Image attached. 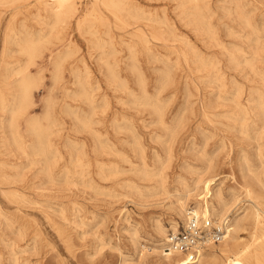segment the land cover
<instances>
[{"label": "rangeland", "instance_id": "1", "mask_svg": "<svg viewBox=\"0 0 264 264\" xmlns=\"http://www.w3.org/2000/svg\"><path fill=\"white\" fill-rule=\"evenodd\" d=\"M17 1H0V264H157L141 249L160 244L157 221L167 229L185 222L174 210L184 184L209 174L231 197L243 157L264 170V0H125L121 18L77 0L78 11L56 25L45 0ZM26 39L38 42L34 58L22 51ZM24 74L34 80L32 104L13 121ZM30 120L47 131L43 152Z\"/></svg>", "mask_w": 264, "mask_h": 264}, {"label": "bare ground", "instance_id": "2", "mask_svg": "<svg viewBox=\"0 0 264 264\" xmlns=\"http://www.w3.org/2000/svg\"><path fill=\"white\" fill-rule=\"evenodd\" d=\"M1 1V0H0ZM5 1V0H4ZM8 1V0H7ZM10 1V0H9ZM23 1V0H22ZM125 0H95L96 4L97 5H101L103 6L106 10H108L109 12H111L116 18H121V15L122 13L126 12V8H125ZM188 2H198V0H186ZM224 1V0H223ZM234 1V0H233ZM13 2V1H12ZM11 2V3H12ZM16 2H18L16 0ZM10 3V4H11ZM15 3V2H14ZM186 3V2H185ZM255 3V2H253ZM42 4H44V10L45 12H47V14L49 15V18L50 20H54V23L55 25L58 24V23H61L65 20L66 17L70 16V15H73L75 14L77 11H78V8H77V0H49V1H42ZM237 4V3H236ZM79 5V4H78ZM187 5V4H186ZM249 5V4H248ZM255 5V4H254ZM33 6V5H32ZM256 6V5H255ZM196 7L198 8V5L196 4ZM195 7V8H196ZM182 8V7H181ZM188 8V7H187ZM237 8V6H236ZM247 8V7H246ZM256 8V7H255ZM228 9V8H227ZM226 9V11H227ZM25 10V9H24ZM41 10V9H40ZM39 10V11H40ZM155 10V9H154ZM189 10V9H188ZM225 10V9H224ZM238 10V8H237ZM26 11V10H25ZM195 11V10H194ZM193 11V12H194ZM200 10H198L199 12ZM225 11V12H226ZM13 12V11H12ZM163 12V10H162ZM192 12V11H191ZM197 12V11H196ZM195 12V14H196ZM235 12V11H234ZM233 12V13H234ZM87 13V11H86ZM148 13V12H147ZM186 13V12H185ZM252 13V12H251ZM249 14V13H248ZM15 15V14H14ZM192 15V14H191ZM230 15V14H229ZM1 16V15H0ZM14 17V16H13ZM16 17V16H15ZM14 17V19H15ZM89 17V16H88ZM131 18V16H129ZM44 18V17H43ZM198 18V17H197ZM205 18V17H204ZM208 18V17H207ZM33 19V18H32ZM35 19V18H34ZM132 19V18H131ZM196 19V18H195ZM12 20V18H11ZM10 20V21H11ZM37 20V18L35 19ZM40 20V19H39ZM115 20V19H114ZM117 20V19H116ZM193 20V19H192ZM228 20V19H227ZM88 21V20H86ZM91 22V20H89ZM79 22V21H78ZM202 22V21H201ZM43 24V22H41ZM52 23V22H51ZM50 23V24H51ZM64 23V22H63ZM93 23V21H92ZM117 23V22H116ZM149 23V22H148ZM14 24V22H13ZM89 24V23H88ZM47 25V24H46ZM91 25V24H90ZM171 25V24H170ZM205 26V25H204ZM246 26L247 23H246ZM264 26V25H263ZM15 27V26H14ZM40 27V26H39ZM58 27V26H57ZM155 27V26H154ZM172 27V26H171ZM206 27V26H205ZM215 27V26H214ZM8 28V27H7ZM24 28V26H23ZM22 28V30H23ZM52 28V27H51ZM54 28V27H53ZM86 28V27H85ZM204 28V27H203ZM207 28V27H206ZM205 28V29H206ZM9 29V28H8ZM33 29V28H32ZM88 29V27H87ZM156 29V28H155ZM30 30V29H29ZM36 30V29H35ZM53 30V29H52ZM56 30V29H55ZM154 30V29H153ZM170 30V29H169ZM215 30V29H214ZM104 31V30H103ZM172 31V30H171ZM213 31V30H212ZM211 31V32H212ZM217 32V31H216ZM25 33H28L25 31ZM38 33V32H37ZM88 33V31H87ZM251 33V31H250ZM51 34V33H50ZM156 34V33H155ZM19 35V34H18ZM38 35V34H37ZM213 35V34H212ZM215 35L217 36V34L215 33ZM55 36V35H54ZM58 36H59V33H58ZM38 37V36H36ZM147 37V36H146ZM179 37V36H178ZM143 38V37H142ZM154 38V37H153ZM218 38V37H216ZM58 39V38H57ZM109 39V37H108ZM174 39V37H173ZM61 40V39H60ZM65 40V39H64ZM85 40V39H84ZM257 40V39H256ZM9 41V40H8ZM179 41V40H178ZM217 41V39H216ZM11 42V41H10ZM63 42V41H62ZM143 42V41H142ZM149 42V40H148ZM173 42V41H172ZM185 42V41H184ZM86 43V42H85ZM170 44V43H169ZM42 45V44H41ZM70 45V43H69ZM187 45V44H186ZM224 45V44H223ZM37 46H38V42L34 41L33 39H26L24 45L22 46V51L29 55L30 58H34L36 53H37ZM188 46V45H187ZM68 47V46H67ZM127 47V46H126ZM41 48V47H40ZM70 48H71V45H70ZM150 48V47H149ZM260 48V47H259ZM69 49V48H68ZM73 49V48H72ZM45 50V49H44ZM59 50V49H58ZM103 50V49H102ZM188 50V49H187ZM58 52V51H57ZM77 52V51H76ZM8 53H9V50H8ZM67 53V52H65ZM172 53V52H171ZM12 54V53H11ZM129 54H131L129 52ZM176 54V53H175ZM178 54V53H177ZM10 55V54H9ZM60 55V54H58ZM64 55V54H63ZM68 55V54H67ZM71 54L69 53V56ZM106 55H107V52H106ZM132 55V54H131ZM135 55V54H134ZM174 55V54H173ZM191 55V54H190ZM39 56H40V53H39ZM155 56H158L157 54ZM160 56V55H159ZM189 56V55H188ZM13 57V56H12ZM161 57V56H160ZM169 57V55H168ZM178 57V56H177ZM182 57V56H181ZM63 58V57H62ZM70 58V57H69ZM72 58V57H71ZM98 58V57H97ZM4 59V58H3ZM68 59V58H67ZM133 59V58H132ZM166 59V58H165ZM178 59V58H177ZM115 60V59H114ZM134 60L135 57H134ZM158 60V58H157ZM101 61V60H100ZM156 61V60H155ZM161 61V60H160ZM163 61V60H162ZM161 61V63H162ZM5 62V61H4ZM98 63V62H97ZM132 63V62H131ZM139 63V62H137ZM159 63V62H158ZM174 63V62H173ZM104 64V63H103ZM134 64V63H133ZM146 64V63H145ZM172 64V63H171ZM208 64V63H207ZM4 65V64H3ZM132 65V64H131ZM75 66V65H74ZM111 66V65H110ZM109 66V67H110ZM134 66V65H133ZM137 66V65H136ZM177 66V64H176ZM176 66H173V67H176ZM146 67V65H145ZM187 67V66H186ZM2 68V67H1ZM18 68V67H17ZM60 68V65L59 63L56 64V69L58 70ZM72 68V67H71ZM75 68V67H74ZM79 68V67H78ZM100 68V67H98ZM126 68V66H125ZM134 68V67H133ZM251 68V67H250ZM137 69V68H136ZM158 69V68H157ZM169 69V68H168ZM167 69V70H168ZM183 69V68H182ZM253 69V68H252ZM75 70V69H74ZM100 70V69H99ZM110 70V69H109ZM132 70V68H131ZM138 70V69H137ZM136 70V71H137ZM165 70V69H164ZM163 70V71H164ZM193 70V69H192ZM3 71V70H2ZM9 71V70H8ZM15 71V70H14ZM114 71V70H113ZM156 71V70H155ZM170 71V70H168ZM168 71H165L168 72ZM1 73V72H0ZM3 73V72H2ZM85 73V72H84ZM90 73V72H88ZM158 73V72H156ZM163 73V72H162ZM11 74V73H10ZM73 74V73H72ZM112 73H110V76H111ZM116 74V73H115ZM142 74V73H140ZM170 74V73H169ZM3 75V74H2ZM78 75V74H77ZM129 75V74H128ZM139 73H137V77H138ZM161 75V74H160ZM166 75V74H165ZM164 75V76H165ZM176 75V74H175ZM18 76V75H17ZM39 76V74H38ZM104 76V75H103ZM107 76V75H106ZM145 76V75H144ZM163 76V77H164ZM168 76V75H167ZM170 76V75H169ZM3 77V76H2ZM11 77V76H10ZM112 77V76H111ZM136 77V76H135ZM74 78V77H73ZM76 78V77H75ZM108 78V76H107ZM114 78V77H113ZM179 78V77H178ZM4 79V77H3ZM9 79V78H8ZM53 79V78H52ZM116 82V79L117 78H114ZM143 79V78H142ZM160 79V78H159ZM158 79V80H159ZM169 79V78H168ZM171 79V78H170ZM177 79V78H176ZM63 80V79H62ZM83 80H86L83 78ZM110 80V79H109ZM137 80V79H136ZM141 78L137 81H140ZM146 80V78H145ZM165 80V79H164ZM1 81V80H0ZM3 81V80H2ZM61 81V80H60ZM113 81V79H112ZM111 81V82H112ZM118 81V80H117ZM142 81V80H141ZM140 81V82H141ZM163 81V80H162ZM179 81V80H178ZM36 82V81H35ZM74 82V81H73ZM108 82V80H107ZM146 82V81H144ZM160 82V80H159ZM119 83V82H118ZM139 83V82H137ZM79 84V83H77ZM113 84V82H112ZM165 84V83H164ZM179 84V83H178ZM73 85V84H72ZM82 85V84H81ZM89 85V83H88ZM95 85V84H94ZM136 85V84H135ZM143 85H145V83H143ZM236 85V84H235ZM112 86V85H111ZM142 86V84H141ZM163 86V85H162ZM164 86H167V85H164ZM179 86V85H178ZM185 86V85H184ZM188 86V85H187ZM224 86V85H223ZM226 86V85H225ZM264 86V85H263ZM5 87V86H4ZM3 87V88H4ZM35 87V84H34V80L32 77H30L28 74H24L22 76V79L20 80V83H19V86L17 87L16 89V107L12 113V120L15 121V119H17L19 116L23 115L29 106H31L32 104V98H33V89ZM74 87V86H73ZM80 87V85H79ZM88 87V86H86ZM85 87V88H86ZM93 87V86H92ZM114 87V86H113ZM116 87V86H115ZM172 87V86H170ZM170 87H167L168 89ZM96 88V87H95ZM125 88V87H123ZM145 88V87H143ZM147 88V87H146ZM166 88V87H165ZM163 88V89H165ZM180 88V87H179ZM184 88V87H183ZM186 88V87H185ZM184 88V89H185ZM217 88H219V86H217ZM220 88H223L222 86ZM226 88V87H225ZM237 88V87H236ZM250 88V87H249ZM80 89V88H79ZM92 88H90L91 90ZM141 89V88H140ZM158 89V87H157ZM177 89V88H175ZM181 89V88H180ZM9 90V89H8ZM7 90V91H8ZM96 90V89H94ZM142 90V89H141ZM236 90V89H234ZM67 91H70V90H67ZM66 91V92H67ZM81 91V90H80ZM87 91V90H86ZM93 90H91L90 92H92ZM124 91V90H123ZM125 91L129 92L128 90H126L125 88ZM165 91L167 90H164V93ZM189 91V90H188ZM217 91V90H216ZM263 91V90H262ZM65 92V94H66ZM143 92V91H142ZM186 92V91H185ZM221 92V91H220ZM81 93V92H80ZM85 93V92H84ZM124 93V92H123ZM146 92H144L145 94ZM154 93V92H153ZM163 93V92H162ZM160 92V94H162ZM189 93V92H188ZM231 93V92H230ZM258 93V92H257ZM262 93V92H261ZM9 94V93H8ZM91 94V93H90ZM131 94V91L129 92V95ZM183 94V92H182ZM187 95V93H185ZM256 94V92H255ZM260 94V93H259ZM13 95V94H12ZM84 95V94H83ZM127 95V94H126ZM132 95V94H131ZM148 95V94H147ZM146 95V96H147ZM154 95V94H153ZM207 95V94H206ZM218 95V94H217ZM258 95V94H256ZM7 96V95H6ZM5 96V97H6ZM89 96V95H88ZM157 96V95H156ZM154 96V97H156ZM184 96V95H183ZM225 96H226V93H225ZM85 97V96H84ZM90 97V96H89ZM131 97V96H129ZM139 97V96H138ZM171 97V96H170ZM178 97V96H177ZM188 97V96H187ZM221 97V96H220ZM231 97V96H230ZM237 97V96H236ZM260 97V96H259ZM262 97V96H261ZM70 98V97H68ZM81 98V96L79 97ZM88 98V97H87ZM86 98V99H87ZM92 98V97H91ZM140 98V97H139ZM149 98V97H148ZM169 98V97H168ZM216 98V97H214ZM229 98V97H228ZM258 98V97H257ZM0 99H1V102H3V99H4V95L2 94V92H0ZM78 98H76L77 100ZM141 99V98H140ZM147 99V97H146ZM155 99V98H154ZM157 99V97H156ZM218 99H220L218 97ZM227 99V98H226ZM240 99V98H239ZM261 99V98H260ZM70 100V99H69ZM96 100V99H95ZM166 100V99H165ZM169 100V99H168ZM206 100V99H205ZM211 100V99H210ZM221 100V99H220ZM223 100V99H222ZM229 100V99H228ZM254 100V99H253ZM86 101V100H85ZM130 101V100H129ZM137 101V100H136ZM164 101V100H163ZM255 101V100H254ZM260 101V100H259ZM94 102V101H93ZM108 102V101H107ZM144 102V101H143ZM148 102V100H147ZM186 102V101H185ZM210 102V101H209ZM231 102V99L229 101V103ZM252 102V101H251ZM264 102V101H263ZM87 103V102H86ZM128 103V102H127ZM130 103V102H129ZM150 103V102H149ZM156 103V101H155ZM159 103V102H157ZM162 103V102H161ZM171 103V102H170ZM238 103V102H237ZM254 103V102H253ZM259 103V102H258ZM262 103V101H261ZM49 104V103H48ZM71 104V102H70ZM85 104V103H84ZM107 104V103H106ZM142 105V103H140ZM144 104V103H143ZM153 104V103H152ZM151 104V105H152ZM169 104V103H168ZM240 104V103H238ZM257 104V103H256ZM73 105V104H72ZM98 105V104H97ZM159 105V104H158ZM170 105V104H169ZM205 105V104H204ZM217 105V104H216ZM228 105V104H227ZM234 105V104H232ZM252 105V104H251ZM250 105V106H251ZM92 106V104H91ZM138 106V105H137ZM165 106V105H164ZM190 106V104H189ZM193 106V104H192ZM202 106V105H201ZM260 106H262V104H260ZM263 106H264V103H263ZM11 107V106H10ZM80 107V106H79ZM145 107V106H143ZM147 107V105H146ZM150 107V105H149ZM152 107V106H151ZM155 107V106H154ZM161 107V106H160ZM185 107V106H184ZM235 107H236V104H235ZM259 107V106H258ZM257 107V108H258ZM49 108V107H48ZM64 108V107H63ZM69 108V107H68ZM92 108V107H91ZM98 107L96 106V109ZM131 108V107H130ZM181 108V107H179ZM191 108V107H190ZM227 108V106H226ZM245 108V107H244ZM256 108V109H257ZM71 109V108H70ZM77 109V108H76ZM94 109V107H93ZM135 109H136V106H135ZM144 109V108H143ZM149 109V108H148ZM158 109V107H157ZM156 109V110H157ZM215 109V108H214ZM259 109V108H258ZM10 110V109H9ZM7 110V111H9ZM66 110V109H65ZM90 110V109H89ZM92 110V109H91ZM90 110V112H91ZM138 110H140L138 108ZM150 110V109H149ZM159 110V109H158ZM161 110V109H160ZM163 110V109H162ZM227 110V109H226ZM237 110V109H235ZM50 111V110H49ZM93 111V110H92ZM95 111V110H94ZM137 111V110H135ZM146 111V110H145ZM155 111V110H154ZM167 111V110H166ZM185 111V108L184 110L182 111V114L184 113ZM253 111V110H252ZM261 111V110H260ZM46 112V111H45ZM54 112V111H53ZM72 112V110H71ZM144 112V111H143ZM259 112V111H258ZM151 114V111L149 112ZM156 113V112H155ZM158 113V112H157ZM193 113V112H192ZM242 113V111H241ZM239 113V114H241ZM250 113V112H249ZM96 114V113H95ZM161 114V113H160ZM164 114H165V111H164ZM181 114V115H182ZM190 114V113H189ZM199 114V113H198ZM209 114V113H207ZM216 114V113H215ZM232 114V113H231ZM259 114H264V112H259ZM18 115V117L16 118L15 116ZM155 115V114H154ZM177 115V114H176ZM180 115V117H181ZM191 115V114H190ZM235 115V113H234ZM253 115V114H252ZM258 115V114H257ZM48 116V115H47ZM68 116V115H67ZM79 116V115H78ZM91 116V115H90ZM161 116V115H160ZM194 117V115H192ZM212 116V114H211ZM240 116V115H239ZM247 116V115H246ZM71 117V116H70ZM73 117V116H72ZM152 117V116H150ZM164 117V116H163ZM179 117V116H178ZM94 118V117H93ZM158 117L156 116V119ZM175 118V117H174ZM227 118V115L226 117ZM224 118V119H225ZM233 118V117H232ZM239 118V117H238ZM258 118V117H257ZM264 118V116H263ZM262 118V119H263ZM45 119V118H44ZM47 119V117H46ZM45 119V120H46ZM49 119V117H48ZM82 119V118H81ZM124 119V118H122ZM121 119V120H122ZM162 119V118H161ZM177 121V118H175ZM181 119V118H180ZM184 119V117H183ZM187 119V118H186ZM208 119V118H206ZM245 119V118H244ZM243 119V120H244ZM44 120V121H45ZM75 120V119H74ZM86 120V119H84ZM160 120V118H159ZM173 120V119H172ZM171 120V121H172ZM210 120V119H209ZM217 120V119H216ZM228 120V119H226ZM234 120V119H233ZM250 120V119H249ZM248 120V121H249ZM39 121V120H38ZM51 121V120H50ZM96 121V119H95ZM152 121V120H151ZM154 121V120H153ZM184 121V120H183ZM186 121V120H185ZM208 121V120H207ZM236 120H234V123H235ZM246 121V119H245ZM264 121V120H263ZM62 122V120H61ZM97 122V121H96ZM123 122V121H122ZM141 122V121H140ZM162 122V121H160ZM180 122V121H178ZM188 122V121H186ZM229 122V120H228ZM255 122V121H254ZM12 123V122H11ZM10 123V125H11ZM42 123V122H41ZM49 123V122H48ZM54 123V122H52ZM58 123V122H57ZM83 123V121H82ZM86 123V122H84ZM83 123V126L86 127V125H84ZM114 123V122H113ZM156 120H155V124H156ZM163 123V122H162ZM173 123V122H172ZM182 123V122H181ZM180 123V124H181ZM220 123V122H219ZM242 123V122H241ZM252 123V122H251ZM261 123V122H260ZM55 124V123H54ZM130 124V123H129ZM154 124V126H155ZM160 124V123H159ZM157 124V125H159ZM178 124V123H177ZM65 125V124H64ZM76 125V123H75ZM91 125V124H90ZM94 125V124H93ZM91 125V126H93ZM131 125V124H130ZM152 125V124H151ZM162 125V124H161ZM166 125V124H165ZM164 125V126H165ZM176 125V123H175ZM179 125V124H178ZM199 125V124H198ZM241 125V124H240ZM244 125V124H243ZM262 125V124H261ZM264 125V124H263ZM262 125V127H264ZM13 126V124H12ZM54 126V125H53ZM89 126V125H88ZM86 127L88 129H90L89 127ZM222 126V125H221ZM231 126V125H229ZM50 127V126H49ZM61 127V126H60ZM78 127V126H77ZM132 127V125H131ZM180 127V125H179ZM182 127V126H181ZM220 127V126H219ZM228 127V126H227ZM10 128V127H9ZM15 128H16V125H15ZM44 128V127H43ZM42 127H41V124H39L38 122H34V121H29V131L30 133L32 132L36 137H35V140L37 139V141L35 143H37V146L39 148V150H41L43 152L44 150V145H45V140H46V134H47V131L44 130ZM48 128V127H47ZM92 128V127H91ZM111 128V127H110ZM162 128V127H160ZM173 128V127H172ZM186 128V127H185ZM183 128V129H185ZM231 128V127H230ZM233 128V127H232ZM240 128V126H239ZM7 129V128H6ZM50 129V128H48ZM114 129V128H113ZM122 129V128H121ZM163 129V128H162ZM234 129V128H233ZM262 129V128H261ZM77 130V129H76ZM177 130H178V127H177ZM182 130V129H180ZM179 130V131H180ZM241 130V128H240ZM244 130V129H243ZM49 131V130H48ZM50 131L52 132V130L50 129ZM96 131V130H95ZM118 131V130H117ZM123 131V130H122ZM127 131V130H126ZM176 131V130H175ZM245 131V130H244ZM262 131V130H260ZM91 132V130H90ZM97 132V131H96ZM100 132V131H99ZM115 132V131H114ZM124 132V131H123ZM122 132V133H123ZM131 131L129 130V133ZM167 132V131H166ZM170 132V130L168 131ZM247 132V130L245 131ZM256 133V130L254 131ZM258 132V131H257ZM56 133V132H55ZM81 133V132H80ZM95 133V132H94ZM93 133V134H94ZM134 133V132H133ZM178 133V131H177ZM181 133V132H180ZM179 133V134H180ZM227 133V131H226ZM231 133V132H230ZM259 133V132H258ZM260 133H263V132H260ZM11 134V133H10ZM15 134V133H14ZM19 134V133H17ZM27 134V133H26ZM116 134V133H115ZM118 134V133H117ZM167 134V133H166ZM165 134V136H166ZM229 134V133H228ZM244 134V133H243ZM240 133V135H243ZM79 135V134H78ZM91 135V133L89 134ZM133 135V134H132ZM247 135V134H246ZM263 135V134H262ZM261 135V136H262ZM12 136V135H11ZM14 136V135H13ZM109 136V135H108ZM107 136V137H108ZM136 136V134L134 135ZM156 136V135H155ZM164 136V137H165ZM177 136V134H176ZM249 137V135H247ZM255 136V135H254ZM58 137V136H57ZM133 137V136H132ZM141 137V136H140ZM157 137V136H156ZM242 137V136H241ZM245 136H243L244 138ZM12 138V137H10ZM50 138V137H49ZM93 138V137H92ZM135 138V137H134ZM132 138V140L134 139ZM142 138V137H141ZM145 138V137H144ZM177 138V137H176ZM256 138V137H255ZM260 138V137H259ZM14 139V137H13ZM103 139V138H102ZM122 139V138H121ZM136 140V139H135ZM164 140V139H163ZM246 140V139H244ZM249 140V139H248ZM51 141V140H49ZM47 141V143L50 145V142ZM99 141V140H98ZM123 141V140H122ZM137 141V140H136ZM136 141L134 142V144L136 143ZM139 141V140H138ZM159 141V140H158ZM257 141V140H256ZM255 141V142H256ZM94 142V141H93ZM124 142V141H123ZM127 142V141H126ZM125 142V143H126ZM159 142H162L159 141ZM167 142V141H166ZM169 142V141H168ZM172 142V141H171ZM228 142V141H227ZM240 142V141H239ZM254 142V141H253ZM46 143V144H47ZM124 143V144H125ZM139 143V142H138ZM250 143V142H249ZM257 143V142H256ZM261 143V142H260ZM16 144V142H15ZM14 144V147L17 146ZM32 144V143H31ZM30 144V145H31ZM83 144V143H82ZM164 144V143H163ZM169 144V143H168ZM167 144V145H168ZM224 144V143H223ZM222 144V145H223ZM264 144V143H263ZM36 145V144H35ZM94 145V144H93ZM100 145V144H99ZM98 145V146H99ZM138 145V144H135V146ZM257 145V144H256ZM262 145V144H261ZM52 146H53V143H52ZM79 146V145H78ZM83 146V145H81ZM96 145H94L95 147ZM140 146V145H139ZM20 147V146H19ZM93 147V146H92ZM93 147V148H94ZM134 147V145H133ZM143 147V146H142ZM260 147V146H259ZM259 147H256L259 148ZM18 148V146L16 147ZM21 148V147H20ZM49 148V146H48ZM77 148V147H76ZM111 148V147H110ZM130 148V147H129ZM136 148V147H134ZM133 148V149H134ZM138 148V147H137ZM171 148V147H170ZM29 149V148H28ZM52 149V148H51ZM81 149V148H79ZM85 149V148H84ZM112 149V148H111ZM17 150V149H16ZM21 150V149H20ZM48 150V149H47ZM72 150V149H71ZM137 150V149H136ZM224 150V149H222ZM259 150V149H258ZM257 150V151H258ZM46 151V150H45ZM83 151V150H82ZM139 151V150H138ZM170 152H172L171 150H169ZM106 152H107V149H106ZM216 152V150H215ZM231 152V151H230ZM31 153V152H30ZM33 153V152H32ZM51 153V152H50ZM74 153V152H73ZM222 153V152H221ZM259 153V151H258ZM258 153H257V157L258 156ZM37 154V153H36ZM69 154V153H68ZM101 154V153H100ZM106 154V153H105ZM136 154H139L140 155V152L136 153ZM145 154V153H144ZM206 154V152H205ZM215 154V153H214ZM32 155V154H31ZM41 155V154H40ZM70 155V154H69ZM74 155V154H73ZM171 155V153H170ZM201 155V154H200ZM230 155V154H229ZM60 156V155H59ZM86 156V155H85ZM103 157V154L101 155ZM143 155H141L142 157ZM204 156V155H203ZM202 156V157H203ZM210 156V155H209ZM208 156V157H209ZM41 157H43L41 155ZM72 157V155H71ZM138 157V156H137ZM140 157V156H139ZM169 157V156H168ZM171 158L173 157L172 155L170 156ZM32 158V157H31ZM45 158V157H43ZM61 158V157H60ZM82 158V157H81ZM145 158V156H144ZM201 158V157H200ZM222 158V156H221ZM61 159H64V158H61ZM86 159V158H85ZM142 159V158H141ZM208 159V158H207ZM217 159V158H216ZM223 159V158H222ZM52 160V159H51ZM144 160V159H143ZM195 160V159H194ZM197 160H200L199 158ZM202 160V159H201ZM209 160V159H208ZM259 160V158H258ZM47 161V160H46ZM205 161V160H204ZM260 161V160H259ZM43 162V161H41ZM72 162V161H71ZM86 162V161H85ZM84 162V163H85ZM141 162V160H140ZM242 162L245 163V167L242 166V164L240 163V167L241 168H244L242 169V172H243V176H242V182L241 183H237V191L238 192H235L233 191L231 193V197H225L222 189L216 184V176L214 177H207V175L209 174H206V176L203 174L199 175L194 181H192V184H184L183 185V189H182V192L183 193H180L179 191H177V197L176 198V202H175V207H174V210L176 211V213L181 216L183 219L187 220V213H188V210L190 208L187 207V202L188 200H190V198H193L196 202V206L193 208L195 211V214L196 215H199V216H203L205 218H210V217H213L216 222H220V223H224L225 221H227V219H229V214L232 212V210L236 207H238L241 203L244 202V204L246 203L245 206H242L240 212H238L235 216H234V219H231V222H230V225H229V229H228V233L225 237V239L217 244V245H209L207 246L206 248H204L203 250H201L200 252V255H199V259L196 260V261H189L188 258L180 253V252H176V251H168L167 247L168 245L172 242V237L171 235L172 234H175V233H178L180 231V225L178 226L177 222H174L172 227L170 229H167L165 228L161 223H158L157 221V225H156V228H155V231H156V234L159 238V242L160 244L154 248V249H151L152 252H149V249H147L146 247L142 248L141 249V252H142V255L140 256L141 259L144 258V255H145V252H148L149 254H156L158 256V260H157V264H264V170H262L261 167L263 166H259L260 169L258 170H254L253 167L248 163L247 161V158L246 157H243L242 158ZM37 163V162H35ZM52 163V162H51ZM201 163V162H200ZM202 163H205V162H202ZM207 163V162H206ZM212 163V161H211ZM40 164V163H39ZM50 164V162H49ZM102 164V163H101ZM209 165V163H207ZM57 165V164H56ZM72 165V164H71ZM70 165V166H71ZM88 165V164H87ZM106 165V164H105ZM58 166V165H57ZM133 166V165H132ZM205 166L207 167V165L205 164ZM204 166V167H205ZM210 166V169H211V165ZM89 167V166H87ZM108 167V166H107ZM116 167V166H115ZM214 167V166H213ZM48 168V167H47ZM46 168V169H47ZM55 168V167H54ZM66 168H68L66 166ZM186 168V167H185ZM188 168V167H187ZM186 168V169H187ZM190 168V166H189ZM188 168V169H189ZM209 168V167H207ZM43 169V168H42ZM142 169V167H141ZM192 169V168H191ZM206 169V168H205ZM190 170V169H189ZM188 171V170H187ZM191 171V170H190ZM189 171V172H190ZM193 171V169H192ZM204 171V170H203ZM207 171V170H206ZM209 171V170H208ZM210 172V175L212 174L211 172L212 171H209ZM215 172V170H214ZM240 172V170H239ZM66 173V171H65ZM68 173V171H67ZM81 173V172H80ZM139 173V171H138ZM152 173V172H151ZM43 174V172H42ZM47 173H45L46 175ZM69 174V173H68ZM77 174V173H76ZM153 174V173H152ZM189 174V173H188ZM191 174V173H190ZM195 174V173H194ZM198 174V172H197ZM74 175V174H73ZM99 176V175H98ZM97 176V177H98ZM191 176V175H189ZM48 177V176H47ZM72 177V176H70ZM139 177V175H138ZM150 177H152L150 175ZM194 177V176H193ZM227 177V176H226ZM67 177H65L66 179ZM145 178V177H144ZM232 178V177H231ZM234 179V178H233ZM179 180V179H178ZM232 180V179H231ZM219 183V181H218ZM220 184V183H219ZM234 185V183H233ZM167 190V189H166ZM176 193V192H175ZM174 193V194H175ZM145 194V193H144ZM10 197V196H9ZM45 207V206H44ZM49 207V206H48ZM60 208V207H59ZM41 209V208H40ZM173 209V208H172ZM54 210V209H53ZM56 210V209H55ZM56 212V211H55ZM65 213V211H64ZM123 213V211H122ZM127 213V211H126ZM63 216V215H62ZM60 218V217H59ZM63 218V217H62ZM184 220V221H185ZM67 221V220H66ZM156 222V221H155ZM156 224V223H155ZM24 227V226H23ZM169 232H171V234H168ZM243 234H247L248 237L247 238H242V235ZM40 235V234H39ZM241 239V240H240ZM35 240V239H34ZM44 245V243H43ZM37 246V245H36ZM70 247V246H69ZM71 249V248H70ZM40 250V249H39ZM74 256V255H73Z\"/></svg>", "mask_w": 264, "mask_h": 264}, {"label": "built area", "instance_id": "3", "mask_svg": "<svg viewBox=\"0 0 264 264\" xmlns=\"http://www.w3.org/2000/svg\"><path fill=\"white\" fill-rule=\"evenodd\" d=\"M194 211L193 208L188 210L187 220L181 225L178 233L171 235L172 242L167 247L168 251L184 254L189 261L198 260L201 250L207 246L221 243L230 225V218L220 223L213 217L196 215Z\"/></svg>", "mask_w": 264, "mask_h": 264}]
</instances>
